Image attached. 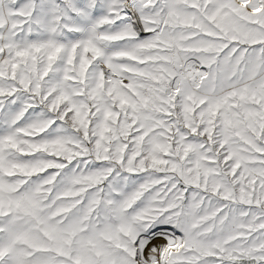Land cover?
<instances>
[{
    "label": "snow or ice",
    "instance_id": "obj_1",
    "mask_svg": "<svg viewBox=\"0 0 264 264\" xmlns=\"http://www.w3.org/2000/svg\"><path fill=\"white\" fill-rule=\"evenodd\" d=\"M0 264H264V0H0Z\"/></svg>",
    "mask_w": 264,
    "mask_h": 264
}]
</instances>
